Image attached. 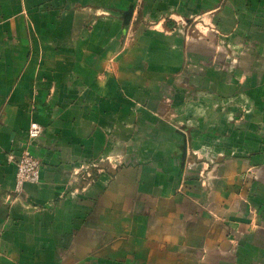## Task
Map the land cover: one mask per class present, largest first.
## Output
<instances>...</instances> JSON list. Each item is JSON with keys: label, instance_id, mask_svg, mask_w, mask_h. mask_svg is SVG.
<instances>
[{"label": "crops", "instance_id": "1", "mask_svg": "<svg viewBox=\"0 0 264 264\" xmlns=\"http://www.w3.org/2000/svg\"><path fill=\"white\" fill-rule=\"evenodd\" d=\"M0 264H264V0H0Z\"/></svg>", "mask_w": 264, "mask_h": 264}, {"label": "built area", "instance_id": "2", "mask_svg": "<svg viewBox=\"0 0 264 264\" xmlns=\"http://www.w3.org/2000/svg\"><path fill=\"white\" fill-rule=\"evenodd\" d=\"M43 131V127L37 120H31L27 138L25 139L21 151L18 156L13 153L10 154V158L16 162V183L18 188H22L25 183H37L41 177L42 162L33 151L32 147L35 140L40 136Z\"/></svg>", "mask_w": 264, "mask_h": 264}]
</instances>
